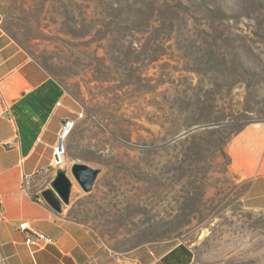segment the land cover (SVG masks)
<instances>
[{
  "label": "rangeland",
  "instance_id": "1",
  "mask_svg": "<svg viewBox=\"0 0 264 264\" xmlns=\"http://www.w3.org/2000/svg\"><path fill=\"white\" fill-rule=\"evenodd\" d=\"M0 23L75 100L63 171L100 170L69 217L130 259L264 264L225 143L264 122V0H0Z\"/></svg>",
  "mask_w": 264,
  "mask_h": 264
},
{
  "label": "crops",
  "instance_id": "2",
  "mask_svg": "<svg viewBox=\"0 0 264 264\" xmlns=\"http://www.w3.org/2000/svg\"><path fill=\"white\" fill-rule=\"evenodd\" d=\"M74 104L0 23V264H155L151 253L115 255L69 217L74 185L59 213L42 198L59 171L52 166V148ZM227 153L231 169L247 183L245 207L264 212V122L233 136ZM23 223L27 229L20 231ZM28 237L32 244H26Z\"/></svg>",
  "mask_w": 264,
  "mask_h": 264
},
{
  "label": "water",
  "instance_id": "3",
  "mask_svg": "<svg viewBox=\"0 0 264 264\" xmlns=\"http://www.w3.org/2000/svg\"><path fill=\"white\" fill-rule=\"evenodd\" d=\"M205 126L193 127L181 136L188 135L189 133ZM70 176L63 170L57 172L56 176L51 182V188L45 189L41 192L44 201L56 212H61V204H69L71 189L73 184L77 185L82 193L88 194L93 190L97 177L100 173L99 169L93 168L86 164L73 163L70 166Z\"/></svg>",
  "mask_w": 264,
  "mask_h": 264
},
{
  "label": "built area",
  "instance_id": "4",
  "mask_svg": "<svg viewBox=\"0 0 264 264\" xmlns=\"http://www.w3.org/2000/svg\"><path fill=\"white\" fill-rule=\"evenodd\" d=\"M75 126V121L71 119H65L57 133V140L55 145L52 148V166L58 170H63L66 165V149L65 142L67 137L72 132ZM30 178H26V182ZM27 229L26 223H23L19 226L20 231H25ZM26 244H32L33 240L31 237L26 239Z\"/></svg>",
  "mask_w": 264,
  "mask_h": 264
},
{
  "label": "trees",
  "instance_id": "5",
  "mask_svg": "<svg viewBox=\"0 0 264 264\" xmlns=\"http://www.w3.org/2000/svg\"><path fill=\"white\" fill-rule=\"evenodd\" d=\"M28 53V49L7 29V28H4ZM30 54V53H29ZM31 55V54H30ZM40 64V63H39ZM49 74L51 73L47 68L46 66H44L43 64H40ZM229 127L228 125L224 126V128H227ZM244 127H240V128H237L236 130L232 131L231 134H230V137L226 140L225 143H228L230 141L231 138H233V136H235L236 134H238ZM216 130H211L210 132H214Z\"/></svg>",
  "mask_w": 264,
  "mask_h": 264
}]
</instances>
